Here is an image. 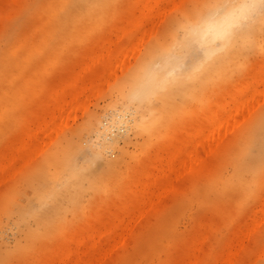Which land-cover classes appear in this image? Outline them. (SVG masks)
<instances>
[{"label": "rangeland", "instance_id": "rangeland-1", "mask_svg": "<svg viewBox=\"0 0 264 264\" xmlns=\"http://www.w3.org/2000/svg\"><path fill=\"white\" fill-rule=\"evenodd\" d=\"M143 1L0 0V166L2 167L5 163V168H2L8 170L6 172H4V169L0 171V264H66L67 261V264H71V262H74L73 264H84L86 253L81 254L79 259L81 262L72 260V258L76 257L74 252L77 251V248H79L78 251H86L89 242L90 246L87 247V251L90 253L92 251L91 255L99 254L101 250V252H104V250L107 252L108 248L110 249V252L106 254L107 256L100 264H190L188 262L190 260L189 256L192 260L197 253L199 255L197 254L196 260L193 259L190 262L195 260V264H221L220 262L225 264V261L222 260L225 258L227 264L225 257L228 253L227 250L230 255L234 254V256H231L233 260L230 258L231 264H264V219L261 215L263 211L256 213L259 207L264 206V203H262L264 199L262 197L264 195V162L257 170V175L246 174L245 179L249 183L246 190H241L234 184L229 187L226 182L235 172L237 163L242 160L241 143L244 138L245 126L238 130V133H230V131L225 133L222 149L217 155L218 158H215L212 164L210 163V168L214 166L213 169L206 168V171L195 174L183 173L184 175L174 182L175 185L172 191L161 190L162 187L157 182V191L164 194V197L159 193L157 194L159 197L154 196V207L142 215L138 212H134V214L132 212L134 209L128 203L125 205L127 200L122 195V190L130 182L129 177L125 175L128 174L126 173L127 169V172L131 175L137 173L144 162L147 161L148 156H152L158 146L166 141L170 134L175 132L177 136H182V130L186 127L185 123L186 125L189 124L190 129L195 126L191 130H197L198 133V130H203V127H205V125L202 126L203 123L200 126L199 124L205 121L207 123L206 130L211 123V120L209 121V117H212L210 114H213L212 110L210 111L211 108L218 112L222 109L221 112L224 113V110L233 107L231 101L235 102L236 94L239 92L238 88L241 91L246 87V84L248 86L252 83L254 86L259 78L260 80L264 78V32L261 34L258 31L254 37L255 45L249 46L246 43L243 46L244 49L238 55L236 61L238 67H234L228 76H221L222 78L212 83L202 92L201 96L192 98L181 113L180 110L169 111L167 115L164 113L166 116L161 114L159 115L160 119H157L159 111L155 109L158 107L155 101L149 104L141 103L142 105L140 104V108H138L140 110L137 113L134 112L135 109L130 107L131 109H128L129 112L124 117L127 119L125 121H127L126 126L128 128L126 127L125 130L123 124L116 122L115 126L119 124L122 126H119L118 131L116 127L111 129V133L106 131L103 142L98 134L102 132L103 126H107L105 124H108L106 122L110 119L118 120L116 117L122 111V104H125L120 100V94L121 91L127 90L125 85L127 87L134 66L147 54L157 48L164 47V44L169 41L172 29L184 20L186 13L191 12L195 7L200 8L201 5H205L203 0H187L182 3L178 0H174L175 3H172V0L170 6L172 7V4H175V6L167 11L165 8H171L167 5L169 2L160 0V2L164 1L163 5L162 3L158 5L161 9L156 7L150 13L146 8H143L144 5L141 3L144 4L146 0ZM149 1L147 2L151 4ZM139 6L144 10L140 9ZM158 9L161 14L158 13ZM140 10H143L141 12L144 16L146 15L145 17L139 14L141 13ZM145 11H147V14L143 13ZM156 13L160 16H155ZM129 15L131 16L130 19ZM137 15L140 17L137 18ZM141 17L144 18V21L141 20ZM128 19L131 23L128 22ZM133 21L136 23L135 25ZM121 28L130 29L129 32L122 31L124 34H121V31L117 32ZM115 35L118 37L116 38ZM108 36L110 37L109 40ZM106 37L107 39H105ZM104 39L107 41L112 39L113 42L108 43L111 46L106 44L107 41L106 43L102 41ZM132 40L133 42H131ZM116 41L117 43H115ZM135 41L136 45L139 44V46H134ZM100 42L103 43L104 47L107 45L106 48H112L108 51L105 50L108 52L107 57L113 61L123 48L130 46V43L131 46L134 43V52L138 54L136 56L133 50L131 51L130 55L136 56L134 60L128 54L127 59L129 61L130 58L132 66L128 70L123 66L122 69H125L123 72L120 71L121 68L117 69V75L121 73L122 75L111 76L110 78L113 79L108 80L110 82L105 81L108 84L104 83L105 86L102 85L99 96L91 94L90 97L87 95L90 92L89 90L85 93L86 95H82L81 97L87 96L89 98L86 111L83 110L82 113V110L78 109L75 115H72L73 118H68L69 123L67 120L64 131L57 134L56 137V134H53L50 143L48 138L44 139V142H47L46 148L43 142L44 145H41V147L44 149L41 150V147H39L38 149L41 152H34L36 154L28 156L32 159H28L27 154L29 152L25 151L24 153L21 150L19 138L23 137L27 127L32 125L34 129L37 119H39L37 121L42 120L38 116L41 114L40 116L43 117L46 115L47 109H50L52 96L56 88L59 89L56 86L62 85L61 83L64 84V82L65 84L62 87L65 86L68 83L66 81H69V77L75 72L74 70L83 69L87 63H85V60L90 59V50L96 51V54L100 53L97 49L102 51L103 45H100ZM104 47L103 53L106 54ZM136 48L139 49V52ZM88 49H90L88 51L90 53L86 54L85 52ZM195 55L198 56V54ZM78 63L82 64L79 66ZM95 71L97 72L90 73V75L100 73V69ZM254 72L258 76L256 81L252 82L253 78L250 80L249 76ZM81 75L79 76V83H87V86H89V81L90 83L94 82L95 77L93 78L90 75L88 77L86 73ZM64 76L65 78L62 79ZM99 76L100 74H97L98 80L95 79L96 82L99 81ZM248 78L251 82L245 84L244 80H248ZM247 80L246 82H248ZM236 82L240 83L242 87H240V84L236 85ZM259 82L254 87L251 85L257 91L264 87L263 83ZM229 89L231 90L229 91ZM234 90L237 92H234ZM226 94L229 99L225 96ZM225 98L230 102L226 101ZM223 100H225V104ZM261 101L256 105L254 111L257 113L255 115L264 111V100L261 99ZM220 102L225 107L228 105V107L222 108L219 106ZM215 106H217V109ZM113 108L114 111L115 108L118 109L115 112L117 116L113 114ZM153 109L155 110L153 111ZM131 111L134 114L136 113V118H133ZM55 112V115H57V111ZM207 112L211 113L208 114ZM152 114L154 117L150 118ZM207 114L209 117H207ZM142 116L144 122L140 126L145 131H141V127L138 125V119ZM144 116L146 117L144 118ZM44 117L47 118V116ZM154 119L157 120L156 123L153 121V124L151 121ZM34 121L35 125L32 124ZM192 121L195 124L193 126L190 125ZM88 122L90 123L89 129H87ZM148 124L151 125V132ZM138 126L139 129L136 128ZM146 129H149V131H146ZM166 130L169 131L168 134H165ZM11 140L18 141V143L13 144ZM9 141L14 146L20 145L16 149L18 151L15 150L16 154H13L15 148L9 146ZM97 141L105 143L104 145L107 144L108 147L102 146L103 144L100 146L99 143L101 144V142H98L104 153H97V155L103 156L98 157L99 160L96 157L92 166V164H88L86 158L92 152L97 151L95 150L96 147H98V150L101 149L97 146ZM89 146L92 148H89ZM68 148L77 150L76 152L72 151L71 161H69L72 168L78 169L85 166L87 169L84 170L85 172H79L78 170L75 175V182H69L67 185L62 186L65 173L63 172L60 177L57 176V170H55L57 165L55 164L58 159L60 160L62 152ZM38 149H34V151ZM23 157H27V159H24L25 162H23ZM8 160L11 164L6 166ZM9 165L12 167L9 168ZM58 177L60 180H57ZM159 184H162V182ZM48 186H53L55 190L53 198L46 200L48 203L40 206L43 190H46ZM157 198L160 199L158 202ZM44 199H46L45 196ZM258 202L263 205H258ZM127 206L131 208L130 211H127L129 210ZM137 214L139 218L136 217ZM255 214L259 217L261 215L259 220L262 222L257 220L254 222L253 218L258 219ZM120 217L121 219H119ZM101 219L106 222V227L103 226L102 231H105L109 223L110 230L109 232H106L108 231L106 230L104 233L101 231L103 235H100L99 238L95 235L99 236L96 233H100L101 228L98 227L100 221H103ZM120 222L121 226L125 227L123 234H121L125 239L121 240L122 236H120L122 242L120 243L118 240L119 235H115L116 241H118L116 245L112 243L114 241L113 235L121 230L111 225ZM90 223L95 226L98 225L97 228L95 226L93 228ZM253 223L258 225H254L256 226L254 231L249 226V224L253 226ZM245 225L251 230L246 231ZM240 226H243L244 229L242 230L243 227ZM111 227L113 228L111 229ZM90 228L95 229L96 232L93 233ZM238 230L242 232L239 233ZM90 232L93 237L90 236ZM77 235L78 237H76ZM73 236L76 241L72 240ZM93 238L95 241L97 240L94 245L92 243ZM85 241H89L87 246L84 244ZM82 244H84V247ZM228 245L230 246L227 247ZM93 246L99 247L100 251L98 252L99 249H96V251ZM196 246H199L197 251ZM63 247L70 248L72 252H70L69 257L71 258L66 257L63 262L56 261L55 254ZM234 250H237L238 253Z\"/></svg>", "mask_w": 264, "mask_h": 264}, {"label": "bare ground", "instance_id": "bare-ground-1", "mask_svg": "<svg viewBox=\"0 0 264 264\" xmlns=\"http://www.w3.org/2000/svg\"><path fill=\"white\" fill-rule=\"evenodd\" d=\"M147 1H149V0L145 1L146 5H145V3L144 4L141 3V4L144 5L143 8L144 9L146 8V10L149 11L150 13H151V11H153L154 8H156V7L159 8L158 7L159 3H162V5H163V2H164V1L160 2V0H151V1H149V2H151V4H150ZM167 1L169 2V4H167V5L170 6L171 5L170 1H172V0H167ZM167 1H166V3H168ZM178 1H181V3H182V2H186L187 0H178ZM173 2H174V0L172 1V3ZM203 2L205 3V5H203V6L201 5L200 8H198V7L193 8V10L191 12L186 13L183 21H181L180 23H178L174 26V28L172 29L171 35L169 36V39H168L169 41H167L166 44H164V47L157 48L155 51L147 54L146 57L139 60L138 63L134 66V69L130 73L131 77L128 80L127 87L125 85V88L127 90L121 91V94L119 93L120 94V100L125 102V104H122L121 113L120 114L118 113L119 115L117 116V114L115 112L118 109L115 108V111H114V108H113V114H115L117 116L116 119L118 118V120L117 121L111 120L110 119L111 115H110L109 119L111 120V122H109L110 120L108 119L109 121L106 122L108 124H105L107 126H105V127L103 126V128L101 130L102 132L100 134H98L100 136V138L103 140V142L105 140L104 135L106 134V131L111 133V129H113V127H116V130H117L120 128L119 126H122L120 124H123V126H125V130H126V127L128 128V126H126L127 125L126 124L127 121H125L126 118H124V117H125V114L129 112L128 109H131L130 107L135 109L134 112L137 113L140 110L138 108H140L139 106L141 103L149 104V103H152L155 101L158 104V107L155 109L159 111V114H157V119H160L159 115L164 114V113H166V115H167L169 111L175 112V111L180 110V113H181L182 110L185 109V107L191 101L192 98H196V97L201 96L202 92L205 89H207L212 83H214L218 79L222 78L221 76H228L233 71L234 67L237 66V62H236L237 57H238V55L241 54V51L244 49L243 46L246 43L249 46H254L255 45L254 37H255L256 32L260 31L261 34L264 32V11H263L264 10V0H203ZM177 4H178V2H177ZM147 5H148V7H146ZM173 6H175V4H172V7ZM172 7L171 8H165L164 7V8L167 9V11H168V10H171ZM139 8L143 9L140 6H139ZM162 8H163V6H162ZM159 9H161V8H159ZM159 9L157 11H159ZM143 10H140L139 12H141ZM147 11H145L143 13L147 14L146 13ZM136 12H135V14H136ZM164 12H165V10H164ZM150 13H149V15H150ZM158 13H160V11ZM158 13H156L154 15L160 16L161 13L160 14H158ZM139 14L144 16L142 14V12ZM163 14L165 15V13H163ZM163 14H162V18H163ZM133 16H135V15H133ZM130 17L131 16L129 15V19H130ZM139 17L137 15V18H139ZM135 18H136V16H135ZM129 19H128V22L131 23V21ZM143 19L144 18H142L141 20H143ZM134 21H133V24L135 25L137 23V25H138L137 20H136V23ZM144 26H145V24H144ZM116 29H117V27H116ZM129 29L130 28H127V30L124 28L123 29L121 28L120 30L118 29L117 32L118 31H121V32L126 31V33H127V31ZM124 32H122L121 34H124ZM117 37L118 36H116V38ZM105 39H107V37ZM105 39L102 41H105V43H106L107 40H105ZM109 39H110V37L108 38V40ZM147 39H148V37H147ZM111 40L107 41L106 44L109 45L108 44L109 42L110 43L113 42ZM133 40L131 42H133ZM143 42H144V38H143ZM164 42H165V40H164ZM100 43H101L100 45H103L102 42H100ZM115 43H117V41ZM129 45L130 46H127L121 50V52L116 56V59L114 61L110 60L109 57H107V54H108L107 51L111 50L112 49L111 47H110L111 49L110 48L108 49V48H106V46L104 47V45H103L102 51H101V49H97V51L99 50L100 53L101 52L103 53L104 52L103 47H104V50L107 49V51L105 50L106 54L105 53L100 54L98 52V54H99L98 55V54H96L97 53L96 51H93V50L91 51L90 49H88L87 52H85L86 54L91 52L89 54L90 55L89 56L90 61L88 60L89 61L88 62L85 60V63L86 62L87 63L85 64V66L83 67L82 70L80 67H79L80 68L79 71L74 70L75 72L72 73V75L69 77L70 78L69 81H66L68 83H66L65 86L62 87V85H64L65 82H64V84L61 83L62 85L59 84L58 86H56L59 89L57 90V88H56V91L54 92V94L52 96V102H50V107H49L50 109H47L48 111H47V113H45L46 115H44V116H47V118H45L44 116L43 117L40 116L41 114L39 115V113H38V115H39L38 118H41L42 120L37 121L39 119L36 118L37 119L36 125H35V121H34V123H32L35 125L34 129L32 128V125H31V127L29 126L26 128V131L23 130V131H25L24 132L25 134L23 135V137L19 138L20 142H21V147H20V145H18V146L21 148V150L24 153H25V151L29 152V154H27V157L30 155L32 156V154H36L34 152L39 151L40 149H38V148L41 147V145L43 146L44 143H45L44 147L46 148L47 142H44V141L47 138H48L49 143H50V140L52 141V139H53L52 138L53 134L54 135L56 134L55 137L57 136V134H61L64 131V129L66 128L68 118H70V117L73 118V116L75 115V113L78 109L79 110L81 109L82 113H83V110L86 111V109L88 107L89 98L87 96L81 97L82 95L87 93V91L89 90L90 92H88L87 95H89L90 97H91V94L92 95L97 94L99 96V92L101 94L100 89L102 88V85L104 83L108 84L105 81L112 80L113 78H110L111 76L116 77V75H117L116 70L117 69L118 70H119V68L122 69V67L124 66V67H126V70H128L129 67L132 66V64L130 62V58H129V61L127 58L130 55L132 50L134 52L135 48L133 47L134 43L132 44V46H131V43ZM97 46H99V45L97 44ZM109 46H111V44ZM134 46H139V44L136 45V41H135ZM99 47H101V46H99ZM99 47H97V48H99ZM136 49H138V48H136ZM89 50H90V52H88ZM137 52H139V49ZM137 54H136V56H137ZM195 54H198V56H196ZM194 55H195V57H194ZM133 56L134 55H132V54L130 55V57L134 60L136 56L135 57H133ZM188 62H190V63H188ZM81 64L82 63H80L79 66ZM186 65H188V66H186ZM96 69H100V73H97L98 75L100 74L99 81H97V82H96V80H98L97 74L90 75V73H94V72L96 73L97 72V71H95ZM106 71H107V73H106ZM120 71L123 72V71H125V69L124 70L122 69ZM82 73H86L88 75V77H90V76H92L93 78L95 77L96 80L94 79V82H91V83L89 81L88 82L90 84L89 86H87L86 82H85L86 84H81V83H79V76ZM257 73L259 74L258 71H257ZM257 73L254 72L251 74V76H249L250 80L253 78L251 80L252 82L256 81V77L258 76ZM253 74L256 76L253 77L254 76ZM263 74H264V72H263ZM94 75H96V76H94ZM119 75L121 76L122 73ZM119 75H117V76H119ZM261 75H262V73H261ZM263 76H261V77H263ZM64 78H65V76L62 77V79H64ZM84 78L86 79V77H84ZM263 79L260 80V78H259L258 80L261 81L263 83L262 85L264 86V82H263L264 80ZM246 80H244L245 84L251 82V81H249V78L247 80L248 82H246ZM258 80L256 81L255 85H258V82H259ZM81 81H82V79H81ZM83 81H84V79H83ZM244 81L242 80L243 83H244ZM108 82H110V81H108ZM261 82H259V83H261ZM237 84H238V82H236V85ZM251 85H252V83L248 84V86L246 84V87H245L243 84V86L245 88L241 89V91H240V88H238V86H237V88L239 89V92L237 94L233 93L234 95L235 94L237 95L235 102L231 101V102H233L232 103L233 107L231 106L228 109L224 110V113L221 112L222 109L219 111L220 113H222V114H220L217 110L215 111L214 108H211L210 111L212 110L214 117H213V114H210L211 112H207L208 114L212 115V117L211 116L209 117V115L207 114V117H209V121L211 120V123L209 124V126L207 127L206 130H205V127H206L207 123H205V121H203L204 119H201L203 122H201V123L199 122L200 123L199 126L202 125V123H203L202 126L205 125V127H203L204 129L201 127V129H203V130H198V133H197V130H191L193 127H195V126H193V125H195L193 121H192V124H190L193 126V127L191 126L192 127L191 129L189 127V124L186 125V123H185V126L187 127V129H186V127H185V129L182 128V129H184V130H182V134H181L182 136L181 137L177 136V134L175 132L170 134V136H168L167 140L164 141L165 143L162 142L163 144L161 143V145L158 146V149L155 150L156 152L154 154H152V156L151 155L148 156L147 161L144 160L145 162L142 165V168L137 173H135L136 175L133 173V171H132V173H133L132 175L129 174V172H127L128 171V169H127L126 173H128V174H125V175H127V177H129L130 182L128 183L129 185H127L126 187H123L124 189L122 188L123 189L122 195L125 196V198H126L125 200H127V202L125 201L126 202L125 205L128 203V205L132 206V209H134L132 211L133 213L138 212L140 215H142L143 213H145L146 211H148L152 207H154V203H155L154 202V196H156L158 193H159V195L161 194L160 191H157L158 190L156 187L157 182H158V185L162 187V188H160L161 190H164L166 192L172 191L174 188V185H175L174 182L177 181L182 175H184L183 173L195 174V173H200L201 171H204V170L206 171V168H208L209 170L213 169L214 166L212 168H210V166H211L210 163L212 164V161L213 160L215 161V158H218L217 155H218L219 151L222 149V146H223L222 142H223L225 133L229 132V131H230V133H234V132L238 133L239 132L238 130L242 129L244 126H245L244 138H243L242 143H241V159L242 160H240L237 163L238 165L235 169V172H233V174L226 180V182L228 183L227 185L229 187L232 186L231 184H234L236 187H239L241 190L247 189V186L249 183L245 179L246 174L251 173L254 176L257 175V172H258L257 170L262 165V162H264V139H263V135H264V111L260 114H257V115H255L257 112L254 111L256 108V105L259 102H262L261 99L264 100V87H262L263 89L262 88L259 89L261 91L260 92V91L255 90V88H253L255 85L254 86L252 85L253 87ZM103 86H105V85H103ZM259 86H261V85L259 84ZM240 87H242L241 84H240ZM231 89H229V91ZM234 92H237V91L234 90ZM225 96L227 97V94ZM227 98H225L226 101L230 102L229 100H227ZM230 100H232V99L230 98ZM224 102H225V100H223V103ZM219 104H220L219 106H221L224 109L228 107V105H226L227 107H225V105H224L225 103L222 104V102H220ZM215 107L217 109V106H215ZM155 109H153V111ZM55 111H57V113H58L57 115H55V113H56ZM132 111H131V113H133V115H132V116H134L133 118H136L135 117L136 113L134 114V112H132ZM109 113H111V112H109ZM147 114L149 116L150 111ZM201 114H203V113H201ZM115 115H114V117H115ZM166 115L164 114V116H166ZM76 116H78V115H76ZM162 116H161V118H163ZM145 117L146 116H144V118ZM151 117H154V115L152 114V116H150V118ZM142 118H143V116L138 119V125L139 126L141 125V123L144 122L142 120ZM150 118H149V120H150ZM164 118H166V117H164ZM113 119H115V118H113ZM129 119H128V121H129ZM131 120H133V119H131ZM149 120H147V121L149 122ZM156 120L154 119L151 122L153 123V121H154V123H156ZM99 121H100V119H99ZM99 121H98V123L102 122V121H100V122ZM116 122L120 123V124L118 126H115ZM68 123H69V120H68ZM145 123H146V121H145ZM163 123H165V122H163ZM139 126L136 128L139 129ZM146 126H147V123H146ZM150 126L151 125H149V127ZM129 127H131V126H129ZM153 127H154V125H153ZM198 127H197V129H199ZM89 128H90V123L88 122L87 129H89ZM142 128L143 127L140 128L141 131L143 130ZM188 128H189V130H188ZM149 129L151 132L152 131L151 127ZM149 129L148 130L146 129V131H149ZM143 131H145V130H143ZM112 132H113V130H112ZM163 132H165V131H163ZM168 132L169 131L166 130L165 134H168ZM90 134H91V132H90ZM21 136H22V134H21ZM83 136H85V135H83ZM15 140H18V139L15 138ZM89 140H90V138H89ZM12 141H13V144H16V143H18L19 140L17 142H15L14 140H11V142ZM60 141L63 142L62 140H60ZM101 141H97V143H96L97 146H99V145L101 146L103 144ZM95 142H96V140H95ZM98 142H101V144L99 143V145H98ZM10 143H9V146L10 147L13 146L15 148L14 149L12 147L14 149L13 154H16V152L18 151V150H16L18 148V146L17 145L14 146L12 143H11L12 144L11 145ZM49 143H48V145H49ZM64 143H65V141H64ZM91 144L93 145L92 142H91ZM104 144L102 146L108 147L107 144L106 145H104ZM94 145H95V143H94ZM20 148H19V150H20ZM89 148H92V147L89 146ZM96 148L97 149H95V148L94 149L97 151H95L94 153L92 152L90 154V156L86 158V161L88 162V164H92L93 161L95 162L96 157L98 159V157L101 158V156H103V155H100V156L97 155V153H99V154L104 153L102 151L103 149L101 147H100L101 148L100 150H98V147H96ZM34 149H38V150L34 151ZM43 149L44 148L41 147V150H43ZM105 149L107 150L109 148H105ZM15 150H16V152H15ZM72 151L76 152L77 150H72V148L65 149L61 154L60 160L58 159V161H57L58 164L57 163L55 164V165H57L55 167V170H57L56 171L57 176L60 177V175H62L63 172L65 173V175H64L65 178H64V182H63L62 186L65 184L67 185V183H69V182L70 183L75 182L74 179H76L75 175L78 172V170L80 172V171H84L85 169H87V167H85V166H81L78 169L72 168V166H71L72 164L71 165L69 164V161H71V155L73 154ZM39 152H41V151H39ZM11 153H9V154H11ZM17 155H18V153H17ZM13 156H15V155H13ZM27 157L26 158L23 157V162H25L24 159H27ZM30 158L31 157H28V159H30ZM8 164H11L9 162V160H8L6 166ZM93 164H92V166H93ZM4 166H5V163H4V165H2V167H4ZM2 167L0 166V168H1L0 171L5 168V167L4 168H2ZM10 167H12V166L9 165V168ZM6 170L4 169V172H6ZM6 174H5V176H6ZM140 176L142 177L141 180H140V178H141ZM59 177L57 180H60ZM104 178H102V179H104ZM0 179H1V177H0ZM99 179L101 180V178H99ZM161 182H162V184L163 183L164 184L163 185L159 184ZM54 192H55V190H54L53 186H48L46 188V190H43V193H42L43 196L40 198V201H42L40 203V206L42 204H47L48 202H46V200L53 198ZM159 195H157V196L159 197ZM161 195H162V197H164L163 196L164 194H161ZM44 196L46 199H44ZM262 197L264 198V195ZM156 200L158 202L160 199L157 198ZM263 201H264V199H263ZM263 201H262V203H264ZM262 203L258 202V205L260 204L262 206L263 205ZM263 207L264 206L259 207V210L257 209L259 212L256 210V213H260V211L261 212L263 211V213L261 215H263L262 217L264 219V209L262 210ZM123 208L125 209L126 207H123ZM127 208H128V206H127ZM128 209L129 210H127V211H130L131 208L129 207ZM254 213H255V211H254ZM261 215H260V217H261ZM256 216L258 217V219L253 218L254 222H256L255 220L261 221V220H259L260 217L258 215H256ZM104 217H106V216L104 215ZM136 217H138V214ZM119 219H121V217ZM129 219H128V221H129ZM101 220H103V219H101ZM130 220H134V219L131 218ZM108 221L110 222V220H108ZM128 221H127V223H128ZM90 222H92V221H90ZM105 223L106 222L104 220L100 221V225L98 227V228H101L99 230L100 233H96V234H99V236L95 235V237L100 238L103 235V234H101V231H102V227L106 225ZM250 224H249V226L251 227V229H253V231H254L255 227L258 226L255 223H253V226H251L252 224L251 225ZM91 225H93V223ZM108 225L109 226H107V228H105V231L108 230L106 232H109V230H110V223ZM254 225H256V226H254ZM94 226L95 225H93V228H95V227L97 228L98 225L95 227ZM111 226H113L114 228L117 227L119 230H121L120 232L118 231L117 234L113 235L114 241L112 243L116 244V245L118 243V241H116L115 235H119L118 240L120 241V243H122L121 240L125 239V237H123V235H121V234H123L125 227L121 226V222L120 223H113V225H111ZM113 227H111V229ZM240 227H243V226H240ZM93 228L92 229L90 228V229H91V231L93 230V233H94L95 229H93ZM103 229H104V227H103ZM243 229H244V227L242 228V230ZM245 229H246V231L251 230V229H248L247 226L245 227ZM105 231H102V232L104 233ZM240 231L241 230H238L239 233L242 232V231L241 232ZM248 232H247V234L250 233V232L249 233ZM115 233H116V230H115ZM90 236L93 237V234L91 232H90ZM90 236L88 235V238ZM120 236H122L121 240H120ZM76 237H78V235ZM73 239H74V236H73L72 240ZM79 239H80V237H79ZM74 240L76 241V239H74ZM93 240L94 241L92 243L94 245V243H96L97 240L95 241L94 238H93ZM198 241H200V239H198ZM77 242H79V241H77ZM87 242H89V241H87ZM87 242L84 243L86 246H87ZM240 243H242V242H240ZM78 244H80V243H78ZM78 244H76V245H78ZM84 244H82V246ZM89 244H90V242H89ZM89 244L87 247L90 246ZM107 245H108V243H107ZM95 246H96V244H95ZM229 246L230 245H228L227 247H229ZM83 247H82V249H83ZM87 247H86V251L85 250L78 251L79 248H77V251L74 252L76 257L74 256L75 258L74 259L72 258V260L77 261L81 258V254L84 255V253H86L84 256L86 258V260L84 261V264H100L103 262L102 260L105 258V256H107L106 254H108L110 252L109 248H108L107 252L104 250V252H105L104 253V252H101L102 250L100 251V248L98 246H97L98 248L93 246L95 248V250L99 249L98 252L100 251V253L91 255L92 251H91V253L89 251H87ZM198 247L196 248V251H197ZM68 248L66 249L63 247V249H60L55 254V258H57L56 261L58 260L59 262L60 261L63 262V261H65L64 259L66 257H69L70 252H72V251L70 250V248L69 249ZM226 249H228V248H226ZM227 252L229 253L228 250H227ZM228 253H226L227 255L225 257L227 259V264L228 263L231 264L230 261L233 260L231 258V256L232 255L234 256V254L232 252H231L232 253L231 255H230V253L229 254ZM237 253H238V251H237ZM197 254L199 255V253H197ZM197 254H196V257H193V259L198 257ZM86 255H87V257H86ZM69 258H71V257H69ZM189 258H190V260L188 262L190 264H192V263L195 264L196 259L193 262H190L193 259L191 260V256H189ZM230 258H231V260H230ZM216 259H219V258H216ZM222 260L225 261V264H226L225 258ZM67 263H68V261H67ZM73 263L71 262V264H73ZM220 263L222 264L223 262H220ZM62 264H64V263H62Z\"/></svg>", "mask_w": 264, "mask_h": 264}]
</instances>
